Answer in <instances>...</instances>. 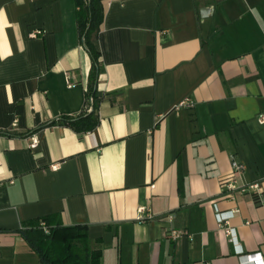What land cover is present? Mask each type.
Returning <instances> with one entry per match:
<instances>
[{
	"label": "crops",
	"instance_id": "obj_1",
	"mask_svg": "<svg viewBox=\"0 0 264 264\" xmlns=\"http://www.w3.org/2000/svg\"><path fill=\"white\" fill-rule=\"evenodd\" d=\"M101 5L77 132L46 125L88 112L75 0H0V264H43L19 231L43 217L85 226L100 264L264 260V0ZM233 161L259 200L221 189Z\"/></svg>",
	"mask_w": 264,
	"mask_h": 264
},
{
	"label": "trees",
	"instance_id": "obj_2",
	"mask_svg": "<svg viewBox=\"0 0 264 264\" xmlns=\"http://www.w3.org/2000/svg\"><path fill=\"white\" fill-rule=\"evenodd\" d=\"M76 22L79 40L85 46L91 61L87 97L95 98V81L100 63V54L94 46L96 35L103 18L101 0H75ZM96 103L92 109L75 116H61L55 123L67 125L77 132L92 130L98 123L95 115ZM43 225L47 228L45 233ZM29 245L38 254L43 264H100V249L93 248L83 225H62L49 217L24 222L19 230Z\"/></svg>",
	"mask_w": 264,
	"mask_h": 264
},
{
	"label": "built area",
	"instance_id": "obj_3",
	"mask_svg": "<svg viewBox=\"0 0 264 264\" xmlns=\"http://www.w3.org/2000/svg\"><path fill=\"white\" fill-rule=\"evenodd\" d=\"M39 33V31L34 30L31 31L29 33L30 36H35ZM69 84V83H68ZM191 104L187 103L186 100H181L180 102H178V104L176 105V108L178 107H182V106H189ZM91 106H92V98L90 97L88 100V104L86 109L88 111L91 110ZM258 121L260 123H264V116L260 115L258 117ZM28 146L30 148H35L37 146V139L36 137H32L30 143L28 144ZM241 168V166L239 164H237L236 162H232V172L225 178L220 179L219 184L221 189L225 190L227 193L228 197H232L233 192L234 191H239L242 194L245 193H249L251 191L254 192L253 194V198L255 200H259L260 196H261V190L258 187L257 183H251V184H239L236 178V171L239 170ZM145 208L140 207L139 208V212L144 211ZM43 230L46 233L47 232V228L43 225ZM224 232L225 234H230V230L225 227L224 228ZM168 235L171 239L175 240L177 238L183 237V236H187L186 232L183 230H176V229H170L168 231ZM243 257L246 258L247 261L251 262L252 264H264V260H262L261 254L260 253H250V254H246Z\"/></svg>",
	"mask_w": 264,
	"mask_h": 264
}]
</instances>
